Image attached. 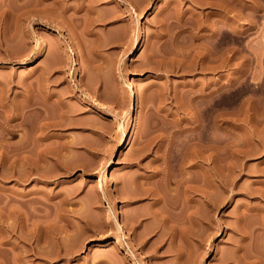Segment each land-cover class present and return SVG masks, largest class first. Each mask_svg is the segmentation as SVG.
Instances as JSON below:
<instances>
[{"label":"rangeland","instance_id":"rangeland-1","mask_svg":"<svg viewBox=\"0 0 264 264\" xmlns=\"http://www.w3.org/2000/svg\"><path fill=\"white\" fill-rule=\"evenodd\" d=\"M59 1L0 0V264H264V0Z\"/></svg>","mask_w":264,"mask_h":264},{"label":"bare ground","instance_id":"bare-ground-1","mask_svg":"<svg viewBox=\"0 0 264 264\" xmlns=\"http://www.w3.org/2000/svg\"><path fill=\"white\" fill-rule=\"evenodd\" d=\"M99 1V0H98ZM80 2H81V0H80ZM57 3V2H56ZM95 3H97V0H82V2L80 3V5H78L77 6V10L80 12L81 10H85V8L87 9V10H89V11H93L94 13H95V11H96V7L94 6L95 5ZM59 5V7L57 8L56 7V9L54 10H52L51 12L54 14V16L56 15L57 16V14H58V16L60 15V17L62 16V20H63V15H65V13H66V11L69 9V5H66L65 3H63V1L61 0V1H59V3H58ZM71 6H73V4L71 5ZM76 6V5H75ZM74 6V7H75ZM44 7H45V4H44ZM53 8H55L54 6H53ZM76 8V7H75ZM46 9H47V6H46ZM98 9V8H97ZM50 10H51V7H50ZM48 11V10H47ZM82 12V11H81ZM49 13H50V11H49ZM51 13V14H52ZM89 13L90 12H88V15H89ZM98 13V12H97ZM96 13V14H97ZM42 14V13H41ZM83 14V13H82ZM93 14V13H92ZM95 14V15H96ZM53 16V19L56 17H54ZM87 16V15H86ZM68 17V16H67ZM89 17H91V16H89ZM89 17H87L88 19H89ZM94 17V16H93ZM58 18V17H57ZM92 18V17H91ZM97 18V17H96ZM52 19V18H51ZM65 19V18H64ZM82 19H84V18H82ZM81 19V20H82ZM86 19V18H85ZM98 19V18H97ZM54 20H56V19H54ZM69 20V19H68ZM73 20V19H72ZM90 20V19H89ZM92 20H93V22L96 20H94L93 18H92ZM99 20V19H98ZM74 21V20H73ZM91 21V20H90ZM89 21V22H90ZM55 22V21H54ZM62 23V22H61ZM91 23V22H90ZM78 24V23H77ZM76 24V25H77ZM57 25H58V23H57ZM73 26V25H72ZM56 27H58V29H60L61 30V28H62V25H58V26H56ZM64 27V26H63ZM63 31V30H62ZM66 31V30H65ZM63 41H64V43H65V45L68 47V49L71 51V53H72V55H73V53H74V48H73V42H72V40H71V36H69L68 35V32L67 33H63ZM145 42V41H144ZM143 42V43H144ZM137 49H138V46L137 45H134L133 46V52H136L137 51ZM73 57V56H72ZM70 62V61H69ZM120 77H121V74H120ZM81 89L82 90H85L83 87H81ZM136 106L137 105H135V103L133 102L132 104H131V113H130V115H129V119H130V121H131V125H130V127H129V130H134L135 129V117H136ZM119 124L121 125V122H119ZM128 131V129H125V131H123L124 132V134H122V136H121V138H120V144L123 146L124 144H126V132ZM26 141V140H25ZM27 144V143H26ZM31 145V144H30ZM27 146L25 145V146H23L22 145V149H20V150H22L21 152H23V155H22V157H21V159H20V161L22 162V164L23 165H31L30 163L32 162V160L29 158L30 157V155H26V153L28 152L27 151ZM33 149V148H32ZM31 150V149H30ZM27 151V152H26ZM22 154V153H21ZM29 156V157H28ZM33 156H31V158H32ZM20 158V157H19ZM33 159V158H32ZM36 160V159H35ZM111 161H112V159H111ZM21 162H20V164H21ZM32 164H33V162H32ZM27 168V167H26ZM29 168V167H28ZM105 171H106V169H105ZM103 175H104V173H103ZM210 182V181H209ZM210 184V183H209ZM101 188L104 190V187L103 186H101ZM209 193H210V191H209ZM208 192H207V194H209ZM208 197H209V195H208ZM207 199V198H206ZM115 220H116V222H117V226H118V229H119V231L120 232H122V233H124V225L122 224V222H120L119 220H118V217H117V215H115ZM35 221V220H34ZM27 226V225H26ZM34 226L35 227H32L31 228V230L33 229V231H31V233H36L37 235L39 234L38 233V227H36L37 225H35L34 224ZM48 228V227H47ZM49 229V228H48ZM42 232V231H41ZM29 233H30V231H29ZM30 233V234H31ZM26 234H28V233H26ZM35 234V235H36ZM32 236V235H31ZM124 236V235H123ZM126 236V235H125ZM124 236V238H126ZM24 237V236H23ZM26 238V237H25ZM30 237H28V239H29ZM37 238V237H36ZM23 239V238H22ZM123 238H121V236L119 237H116L115 238V241H114V244L115 245H118V244H121L122 242H123V240H122ZM26 241V240H25ZM36 241V240H35ZM28 251V249H26V248H22V249H20V253H17V254H15V259L17 260V258H19L20 259V261H22L23 262V264H27V263H25V258L23 257V255L25 256V253ZM37 251V250H36ZM39 253V252H38ZM28 254V253H27ZM26 254V255H27ZM34 254H37V253H34ZM128 254H130L131 255V253H128ZM131 256H135V255H133V253H132V255ZM19 261V262H20ZM14 262V261H13ZM0 263H2V262H0ZM146 264H153V263H151V261L148 259V260H146Z\"/></svg>","mask_w":264,"mask_h":264}]
</instances>
